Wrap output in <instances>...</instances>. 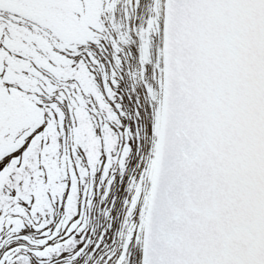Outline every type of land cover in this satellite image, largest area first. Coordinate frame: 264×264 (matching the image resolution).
<instances>
[{"label":"snow or ice","instance_id":"obj_1","mask_svg":"<svg viewBox=\"0 0 264 264\" xmlns=\"http://www.w3.org/2000/svg\"><path fill=\"white\" fill-rule=\"evenodd\" d=\"M0 264H264V0H0Z\"/></svg>","mask_w":264,"mask_h":264}]
</instances>
